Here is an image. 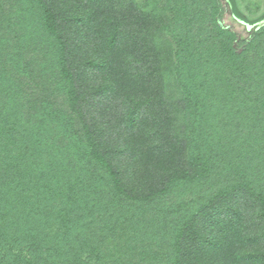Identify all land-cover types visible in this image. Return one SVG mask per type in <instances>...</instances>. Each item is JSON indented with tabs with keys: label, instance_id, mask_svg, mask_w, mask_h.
<instances>
[{
	"label": "trees",
	"instance_id": "1",
	"mask_svg": "<svg viewBox=\"0 0 264 264\" xmlns=\"http://www.w3.org/2000/svg\"><path fill=\"white\" fill-rule=\"evenodd\" d=\"M224 14L0 0V264H264V26Z\"/></svg>",
	"mask_w": 264,
	"mask_h": 264
},
{
	"label": "rangeland",
	"instance_id": "2",
	"mask_svg": "<svg viewBox=\"0 0 264 264\" xmlns=\"http://www.w3.org/2000/svg\"><path fill=\"white\" fill-rule=\"evenodd\" d=\"M223 4L225 6V14L222 24L229 27L241 39L249 38L254 32L264 26V0H223ZM150 117L152 115L147 116V124L142 125V138L138 143L136 140L132 141L130 146L132 150L135 147L137 148L132 153L133 168H128V172H131L133 183L138 188H142V185L144 188L148 187L152 182L151 175L159 167L156 162L151 161L152 157L146 153L143 145V136L148 133L147 130L151 127L150 123H153ZM145 125L148 126L145 127ZM128 160L127 157L125 163Z\"/></svg>",
	"mask_w": 264,
	"mask_h": 264
}]
</instances>
